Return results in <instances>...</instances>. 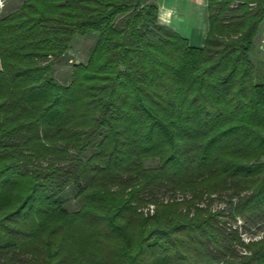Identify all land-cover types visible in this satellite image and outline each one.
<instances>
[{"label": "trees", "instance_id": "1", "mask_svg": "<svg viewBox=\"0 0 264 264\" xmlns=\"http://www.w3.org/2000/svg\"><path fill=\"white\" fill-rule=\"evenodd\" d=\"M207 15L202 47L153 0H25L0 17V264H264V237L224 220L264 218V0H207Z\"/></svg>", "mask_w": 264, "mask_h": 264}, {"label": "rangeland", "instance_id": "2", "mask_svg": "<svg viewBox=\"0 0 264 264\" xmlns=\"http://www.w3.org/2000/svg\"><path fill=\"white\" fill-rule=\"evenodd\" d=\"M25 0H0V17L16 10ZM98 39L96 33L88 32L84 36H77L72 44L71 49L57 62L54 70L55 78L63 83L68 84L71 80L72 66L77 63H85L88 60V54L91 48L94 46ZM251 59L259 65L260 62L264 61V56L260 54L258 48V42L254 46L253 51L250 54ZM158 163L157 159L145 161L147 167L156 166ZM76 188L73 186L68 187L64 193L61 195V200L64 207L68 211H74L79 207L78 200L76 199ZM162 198L167 200L171 196L168 194H161ZM181 197V196H177ZM213 201L211 202L212 210H227V197H217L213 196ZM227 221L226 226L232 227L238 231L243 240L248 241L249 239H259L264 237V218L263 219H250L248 221H243L241 219L232 220L228 216L224 217Z\"/></svg>", "mask_w": 264, "mask_h": 264}, {"label": "crops", "instance_id": "3", "mask_svg": "<svg viewBox=\"0 0 264 264\" xmlns=\"http://www.w3.org/2000/svg\"><path fill=\"white\" fill-rule=\"evenodd\" d=\"M158 5L160 24L202 47L208 30L207 0H153ZM1 67V66H0Z\"/></svg>", "mask_w": 264, "mask_h": 264}, {"label": "built area", "instance_id": "4", "mask_svg": "<svg viewBox=\"0 0 264 264\" xmlns=\"http://www.w3.org/2000/svg\"><path fill=\"white\" fill-rule=\"evenodd\" d=\"M258 42V48L261 55L264 56V16L261 23L260 33L257 39Z\"/></svg>", "mask_w": 264, "mask_h": 264}]
</instances>
